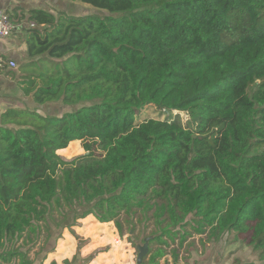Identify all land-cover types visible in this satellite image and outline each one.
<instances>
[{"label":"trees","instance_id":"obj_1","mask_svg":"<svg viewBox=\"0 0 264 264\" xmlns=\"http://www.w3.org/2000/svg\"><path fill=\"white\" fill-rule=\"evenodd\" d=\"M68 1L106 14L5 10L22 93L76 108L0 113V264L90 214L148 240L140 264L229 232L264 260V0ZM148 106L166 116L136 122Z\"/></svg>","mask_w":264,"mask_h":264},{"label":"rangeland","instance_id":"obj_2","mask_svg":"<svg viewBox=\"0 0 264 264\" xmlns=\"http://www.w3.org/2000/svg\"><path fill=\"white\" fill-rule=\"evenodd\" d=\"M59 2L55 8L63 9L66 13L70 14H87V13H97L99 15H104L106 12L99 11L97 9L89 8V6L78 3V2H71L68 0H59ZM20 104L22 105L20 108H26V107H32L34 106L32 104L31 98H21ZM44 110L48 112L49 114L54 115H61L66 111H71L76 108V106H66L61 101L59 102H49L45 104ZM35 108L39 107V105H35ZM173 113H179L178 111H173ZM166 113L158 112L154 109L153 106H148L145 108L140 116L136 118V122H141L148 118H158L163 119L166 115ZM180 117L183 122L187 120V116L185 113H180ZM77 142L73 145L74 153L72 154H65L62 151H60V155L63 158L70 159L75 157L78 154H81L83 152V148L81 147L80 140H76ZM69 145V144H68ZM85 208L81 206L78 210V214L82 213ZM77 220V221H76ZM72 220V215H68L67 219L65 220L64 224L69 226L65 227H55L54 222H52V235L49 239H46V232H43L39 236V240L35 244H27L22 246L20 243L19 245L22 246V251L27 252V257L31 259L33 264H44V260L51 255V257L54 254H57V247L59 248V243L64 242V235L69 234L70 232H73L72 227H74L79 219ZM62 225V224H61ZM101 225H106L102 223ZM111 228H106V232L109 233L111 230H113V233L115 236H110V238L113 240L115 246H123L127 245L126 247H129V250L127 251L128 258L131 261L130 264H137L136 257H137V247L143 245L146 241L140 242L139 240L136 241V247H132L131 243L128 241V236L130 233L125 234L124 236L119 237L117 236V230L114 226V223H110ZM75 248L74 252L72 254H65L64 256L66 258H57L59 261H61V264H65V260H70L69 264H87V261L89 259L94 258L97 255V252L103 251L107 249L108 245H103L101 247L93 248L91 247L87 254H82L85 250V247H90L91 243H88L91 239L85 240L82 239L78 234H75ZM67 237V236H66ZM205 236H203L204 238ZM193 245L187 244L183 245L181 250H179V260L181 264H188L191 262H197L199 264V261L207 262V264H245V263H252V264H264V260L259 256L258 252L255 251L252 246H249L245 241L241 240L234 232L226 233L220 241L214 242L211 244V242H207L204 245H202L199 241L198 235H193ZM148 241V240H147ZM111 243V242H110ZM109 243V245H111ZM148 243V242H147ZM210 243V244H209ZM66 244H61L60 246H64ZM68 255V256H67ZM53 258V257H52ZM167 264H171V258L170 255H167ZM217 258L220 260L217 262ZM54 259V258H53ZM226 259V260H224ZM207 260V261H206ZM191 261V262H190ZM196 263V264H197ZM160 264H164V260H160ZM194 264V263H193Z\"/></svg>","mask_w":264,"mask_h":264},{"label":"crops","instance_id":"obj_3","mask_svg":"<svg viewBox=\"0 0 264 264\" xmlns=\"http://www.w3.org/2000/svg\"><path fill=\"white\" fill-rule=\"evenodd\" d=\"M61 2L59 0H0V9L8 10L10 11L13 7H23V8H32V7H41L44 9H47L49 11L55 12L56 10H59L58 8H55L56 5ZM23 26V21L20 22ZM21 25L19 27H21ZM0 55L10 59L14 60L16 62V65H18L25 60V45H24V36L23 34L19 32H14L9 37H3L0 38ZM20 73L19 71L14 68L5 67L4 69H0V113L9 108H20L22 105L20 104L21 98H27L20 88ZM34 106L36 104H33ZM33 106V107H34ZM44 105H40L37 107L39 111L45 112ZM76 141V140H73ZM62 149H59L57 151L58 154H60V151ZM102 223L96 220V218L93 215H87L83 218H79L78 223L72 227V231H69V234L64 235V242H61V244H66L64 246L57 247V254H54L52 257L48 256L44 260V264H51L53 261L56 264H61V261H59L57 258H66L65 254H72L74 252L75 248V234H78L82 239L89 240L88 243H91L90 247H85V250L82 254H87L90 248H99L101 246L108 245L107 249L104 251L97 252V255L89 259L87 261V264H130V260L128 258L127 251L129 250V247H126L127 245L123 246H115L113 240L110 238V236H115L113 233V230L111 232L107 233L106 228H111L110 225H101ZM67 236V237H66ZM118 236V234H117ZM119 237V236H118ZM120 238V237H119ZM111 242V243H110ZM109 243L111 245H109ZM210 244V243H209ZM102 254H105V259L102 256ZM68 256V255H67ZM220 259L217 258V262ZM226 260V259H224ZM207 261V260H206ZM69 262H71L69 260ZM191 262V261H190ZM208 262V261H207ZM207 262L199 261V264H207ZM191 262V264H193Z\"/></svg>","mask_w":264,"mask_h":264},{"label":"built area","instance_id":"obj_4","mask_svg":"<svg viewBox=\"0 0 264 264\" xmlns=\"http://www.w3.org/2000/svg\"><path fill=\"white\" fill-rule=\"evenodd\" d=\"M33 25V23H30ZM20 23L14 22L7 11L0 9V38L9 37L15 31L19 29ZM16 62L14 60L7 59L0 55V69L5 67L16 68Z\"/></svg>","mask_w":264,"mask_h":264},{"label":"water","instance_id":"obj_5","mask_svg":"<svg viewBox=\"0 0 264 264\" xmlns=\"http://www.w3.org/2000/svg\"><path fill=\"white\" fill-rule=\"evenodd\" d=\"M138 253H137V257H136V262L137 264H140L142 262V260L146 257V255L148 254V243L147 241L137 247Z\"/></svg>","mask_w":264,"mask_h":264}]
</instances>
